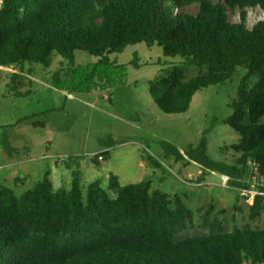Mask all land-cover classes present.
<instances>
[{
  "label": "trees",
  "instance_id": "trees-1",
  "mask_svg": "<svg viewBox=\"0 0 264 264\" xmlns=\"http://www.w3.org/2000/svg\"><path fill=\"white\" fill-rule=\"evenodd\" d=\"M256 9L261 14L251 21L248 14ZM138 43L182 59L149 83L151 99L166 114L186 112L196 92L223 86L237 69L244 71L231 114L212 122L239 134L237 143L222 148L239 154L233 163L207 155L209 127L183 152L167 142L161 146L175 161L197 163L198 182L217 172L228 177L229 187L257 191L250 217H259L264 213V0H2L0 68L19 71L10 74L14 96L28 93L18 85L20 73L31 75L33 63L49 67L53 52L71 66L66 75L53 73L56 89L88 93L123 85L127 67L109 55ZM75 51L97 61L73 66ZM130 63L139 67L136 54ZM189 67L200 73L185 77ZM2 145L7 155H17L6 140ZM99 156L107 160L109 152H99L94 163ZM49 175L45 171L20 195L0 185V264H264V228L225 231L212 217V203L202 215L209 232L179 238L193 211L179 195L152 189L149 180L120 185L111 174L113 195L100 180L83 195L78 169L69 189H54Z\"/></svg>",
  "mask_w": 264,
  "mask_h": 264
},
{
  "label": "rangeland",
  "instance_id": "rangeland-1",
  "mask_svg": "<svg viewBox=\"0 0 264 264\" xmlns=\"http://www.w3.org/2000/svg\"><path fill=\"white\" fill-rule=\"evenodd\" d=\"M260 14L256 9L248 16L252 21ZM135 54L138 68L130 63ZM51 58L47 68L33 63L31 75L27 71L20 73L18 85L22 91H28L21 97L12 95L9 86L10 74L19 71L0 68V185L20 195L48 170L54 189H69L73 171L78 169L83 195L95 180H100L102 188L113 195L108 189L109 176L113 174L120 185L149 180L152 189L182 197L193 211V218L179 238L209 232L202 227V215L209 203L214 207L212 217L222 223L225 231L235 226L264 228V213L254 219L250 217L254 190L229 187L224 175L217 172L207 174L198 182L202 168L197 163L187 159L175 161L173 156L165 155L161 146L167 142L183 152L188 145L197 143L202 131L209 127L207 155L215 161L233 163L239 154L222 148L237 143L239 134L228 125L212 122L231 114L229 105L238 99L243 70L237 69L232 81L223 86L211 85L196 92L186 112L166 114L151 99L149 83L182 59L164 56L156 45L147 47L138 43L127 46L121 53L110 54V60L126 65L125 83L88 93L56 89L51 81L53 73L59 70L66 75L71 66L55 52ZM96 61L97 57L87 52L75 51L72 65ZM198 73L200 70L196 67H189L185 77ZM25 117L30 119L24 120ZM38 123L44 127L37 126ZM260 123L264 125V115ZM5 140L16 149V156L6 154L7 144L2 145ZM25 151L36 160L5 165L20 160ZM103 151L109 152V158L94 163V154ZM24 169L32 172V176L21 177L22 183H15L13 176L23 175Z\"/></svg>",
  "mask_w": 264,
  "mask_h": 264
},
{
  "label": "crops",
  "instance_id": "crops-1",
  "mask_svg": "<svg viewBox=\"0 0 264 264\" xmlns=\"http://www.w3.org/2000/svg\"><path fill=\"white\" fill-rule=\"evenodd\" d=\"M20 155V154H19ZM16 156V155H15ZM40 158V157H39ZM33 160H36V158H31L30 157V152L29 151H25V153H23L21 155V159L20 160H15V161H10L9 163L5 164V165H14V164H17L20 165L22 163H30L31 161ZM22 174H19V175H16V176H13V181L17 184H20L22 183V181L20 180V178L22 177V179H26V178H29L32 176V172L30 171H27L26 169H24L22 171ZM51 176V175H50ZM50 178V177H49ZM52 182V181H51Z\"/></svg>",
  "mask_w": 264,
  "mask_h": 264
},
{
  "label": "built area",
  "instance_id": "built-area-1",
  "mask_svg": "<svg viewBox=\"0 0 264 264\" xmlns=\"http://www.w3.org/2000/svg\"><path fill=\"white\" fill-rule=\"evenodd\" d=\"M2 7V0H0V8ZM259 10V9H258ZM97 154H99V153H97ZM97 154H94V156H96ZM97 160L98 161H100V160H102V158H101V156H99L98 158H97ZM252 169H253V173L257 176L258 175V172H257V168L252 164ZM255 176V177H256ZM255 177H253V178H255ZM223 178H224V181H226V183H227V181H228V177L227 176H223ZM246 191V190H245ZM255 191V190H254ZM256 193H257V191H255ZM263 194V193H262Z\"/></svg>",
  "mask_w": 264,
  "mask_h": 264
}]
</instances>
